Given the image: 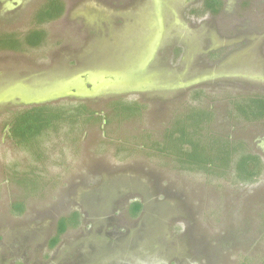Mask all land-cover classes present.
Returning <instances> with one entry per match:
<instances>
[{"label":"rangeland","instance_id":"obj_1","mask_svg":"<svg viewBox=\"0 0 264 264\" xmlns=\"http://www.w3.org/2000/svg\"><path fill=\"white\" fill-rule=\"evenodd\" d=\"M60 1L38 23L48 0H0V35L46 34L0 50V264H264V118L234 106L264 98V0ZM44 105L85 110L18 144L11 119ZM176 121L203 158L232 144L228 167L179 166Z\"/></svg>","mask_w":264,"mask_h":264},{"label":"trees","instance_id":"obj_2","mask_svg":"<svg viewBox=\"0 0 264 264\" xmlns=\"http://www.w3.org/2000/svg\"><path fill=\"white\" fill-rule=\"evenodd\" d=\"M206 8L212 11L218 10L220 7V0H208ZM64 13V6L60 0H48L47 4L37 13L36 21L38 23H47L60 18ZM46 34L42 30L32 31L26 35L23 39H19L15 35L4 34L0 35V50L1 51H20L24 46L39 47L44 43ZM236 111L243 117L248 119H263L264 118V98H252L247 101H236ZM239 109V111H238ZM85 107L79 106L76 111L78 115L84 113ZM123 115H130L133 112L138 111V106L134 104L131 106L122 107ZM68 111L62 108H58L52 105H44L31 107L24 109L15 114L10 121V134L12 138L20 145L32 146L36 139L44 135L48 131L57 130L60 125L67 119L71 120L72 117ZM193 134L187 131L185 123L176 121L173 123V127L167 131L165 135V142L163 148L165 150L175 149V155L177 163L181 167H187L189 169L196 168L200 170H223L228 167L234 147L229 142H225V157L221 159H206L201 152L196 148L191 151L192 146L196 145V141H193ZM184 145H189V150H183ZM237 148V147H236ZM214 155V151H210ZM258 161L254 157L241 156L236 163V169L240 177L250 179L254 174L255 167ZM253 166V169H252ZM28 180V179H27ZM24 179L23 182H25ZM27 182H25L26 184ZM29 183V181H28ZM33 183H29L32 186ZM142 205L140 203L133 204V213L136 215L141 210ZM20 204L15 206V210H20ZM78 220V214L75 213L70 219H62L59 222L57 234L52 239L51 247L58 244L60 237L66 232L68 224L76 223Z\"/></svg>","mask_w":264,"mask_h":264}]
</instances>
